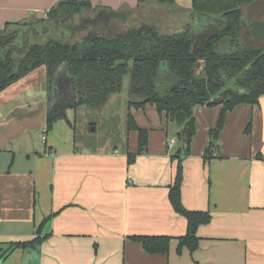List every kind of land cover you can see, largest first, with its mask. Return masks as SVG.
I'll return each instance as SVG.
<instances>
[{
  "label": "crops",
  "instance_id": "1",
  "mask_svg": "<svg viewBox=\"0 0 264 264\" xmlns=\"http://www.w3.org/2000/svg\"><path fill=\"white\" fill-rule=\"evenodd\" d=\"M62 1L0 0V32L8 23L28 28L50 21L49 12ZM104 1L90 0L93 8L110 11L134 10L139 3ZM192 5L176 0V12L192 14ZM65 88L71 90L66 70L50 85L43 66L0 93V264H264V98L227 114L219 149L207 162L219 111L198 125L183 162L182 201L190 211L209 212L212 222L199 227L196 251L179 253L188 222L169 201L179 128L171 125L177 142L169 150L166 118L159 115L157 127L155 118L142 119L141 109L132 108L139 127L150 131L148 149L133 164L127 152H138V134L127 128L123 145L81 148L71 122L76 110L47 132V116L65 102ZM45 220L43 243L9 251L11 243L37 237ZM136 236L173 240L168 254L150 255L131 239Z\"/></svg>",
  "mask_w": 264,
  "mask_h": 264
},
{
  "label": "trees",
  "instance_id": "2",
  "mask_svg": "<svg viewBox=\"0 0 264 264\" xmlns=\"http://www.w3.org/2000/svg\"><path fill=\"white\" fill-rule=\"evenodd\" d=\"M141 5H176V0H139ZM58 22L69 24L86 7L60 3ZM193 15L206 18L199 30L187 24L180 32L168 33L150 23H137L112 36L94 32L82 40L64 36L68 32L57 30L49 43H33L24 55H14L5 60L0 50V93L45 66L49 84L57 72L64 68L71 80V90L82 92L83 98L57 104L47 116V132L62 120L67 121V111L81 106L100 107L108 103L113 94L121 93L124 80L130 76L126 128L137 132L138 152H127L128 163L148 149L150 131L139 127L131 109L154 106L165 117L168 127L179 128V147L172 156L177 162L176 177L170 186L169 201L174 211L186 218L188 232L179 238L181 253L186 247L194 252L199 247L197 232L200 226L209 225V212L190 211L182 201L184 159L190 156L197 133L195 110L198 106H220L217 126L210 130V143L205 151V162L217 149L227 114L239 105H256L264 98V42L254 40L249 29L243 26L254 20L264 21V0H193ZM36 26L43 31L51 29L50 21L39 20ZM43 28H42V27ZM27 25L8 23L0 36L12 31H24ZM39 40L43 42V34ZM250 126L247 129L249 132ZM1 151V149H0ZM261 157V156H260ZM11 243L13 249H35L41 238ZM146 253L165 255L170 251L173 238L169 236H136Z\"/></svg>",
  "mask_w": 264,
  "mask_h": 264
},
{
  "label": "rangeland",
  "instance_id": "3",
  "mask_svg": "<svg viewBox=\"0 0 264 264\" xmlns=\"http://www.w3.org/2000/svg\"><path fill=\"white\" fill-rule=\"evenodd\" d=\"M105 1L107 5L110 0ZM113 2L118 4L119 0H114ZM138 4L134 9L135 12L129 14L127 20H116V22H113L110 30L108 27H105L107 30L102 28L105 32L104 34L107 36H112L120 31L128 29L132 25L143 22L156 25L161 30H164L168 33L180 32L184 29V27H186L187 24H194L193 13L187 14V11H185V13L176 12V5L167 6L151 3L148 4V6L140 7ZM107 7H103V10L108 9ZM64 36H66V39H69L71 35L66 32ZM71 37L77 40H82L84 38L83 35L82 37L81 35L76 37L72 35ZM129 84L130 76H127L124 80L123 91L121 93L113 94L110 97L108 103L100 107L81 106L76 110V118L75 114L72 115L71 122L73 125L76 124V136L78 145H80L81 148L90 150L99 146H104L106 144H110V148L113 146L123 145V142L127 137L126 120L130 102ZM221 109L222 108L220 106L213 108L198 106L195 110L197 128L201 121L203 124V121L209 118L211 114H215L217 110L219 111L217 119H219ZM140 113L142 119L152 121V117L155 118V120L158 122L157 127L160 126V116L154 106L147 105L144 109H141ZM64 126L66 134V130L69 128V126ZM173 127H169L170 140L173 138L171 135H174L175 133ZM93 128L95 130H93ZM51 132L52 131L49 133ZM65 134H57L59 135L58 139H65ZM2 156L3 157H1V160H4L6 158L4 156L6 155ZM0 164H2V161Z\"/></svg>",
  "mask_w": 264,
  "mask_h": 264
},
{
  "label": "water",
  "instance_id": "4",
  "mask_svg": "<svg viewBox=\"0 0 264 264\" xmlns=\"http://www.w3.org/2000/svg\"><path fill=\"white\" fill-rule=\"evenodd\" d=\"M62 3L65 4H80V5H86L90 6L91 2L90 0L86 1H80V0H64ZM135 12L134 10H123V11H105L103 10L95 19V21L100 20V16H105L106 20H127V17L129 14ZM48 19L51 22L52 28L49 31H43V42L39 40V27L29 26L25 31L18 32L17 35L8 37L4 41L1 42L0 39V46H8L7 51L5 52V60L7 61L9 56L12 53H15L16 55H24L31 43L38 45V46H45L49 43V37L52 36L57 30L60 28H68L71 31H74V25L69 24L68 26H65L63 24L58 23L59 19V8L56 7L53 10H51L48 14ZM204 19L206 18H200L196 17V23L200 24L202 22H206ZM243 26L245 29H249L251 32V35L253 36L254 40L257 42H264V21L263 20H254L251 23H248L247 19H243ZM20 41V45L14 44V41ZM2 43V44H1ZM79 97L82 98L83 93H78ZM79 98V99H80ZM93 130H95L93 128ZM217 149L219 147L217 146Z\"/></svg>",
  "mask_w": 264,
  "mask_h": 264
},
{
  "label": "flooded vegetation",
  "instance_id": "5",
  "mask_svg": "<svg viewBox=\"0 0 264 264\" xmlns=\"http://www.w3.org/2000/svg\"><path fill=\"white\" fill-rule=\"evenodd\" d=\"M73 5H79V6L86 7V8L83 9L78 15L75 16L74 21L69 23V24H73L74 25V31H71L68 28H60V29L67 30L68 32L70 31L71 36L74 35V37H76V36H80L81 35V37H82V35H83L84 38H85V37H88L90 34H92L94 32H99V33H103L104 34L105 32L103 31L102 28L108 27L109 30H110V27L112 26L113 22H116V20L107 21L106 17L104 15L100 16V20L99 21H95L97 16L103 11V8H97V7L93 8L91 5L90 6L80 5V4H73ZM104 10L105 11H110L108 9H104ZM196 17H197L196 15H194V17H193L194 18L193 19L194 20V29L195 30H199L200 27L203 26L205 22H202L200 24L196 23ZM204 20L206 21V19H204ZM50 24H51V22H50ZM59 24H62V23H59ZM69 24H67V25L63 24V25L68 26ZM26 29H24V31ZM105 30H107V29L105 28ZM18 32H20V31H12L9 34H6L5 36H0L1 42L4 41L5 39H7L8 37L17 35ZM39 38H40V35H39ZM19 42L20 41L16 40V41H14V44L20 45ZM1 49H4V51L6 52L7 49H8V46L4 47V46L1 45L0 46V50ZM14 55H16V54L12 53L9 57L13 58ZM62 69H64V68H62ZM62 69H60L57 72V74ZM70 82H71V80H70ZM78 93H74L72 90H68V89L65 88V91H64V93L62 95V100L65 101V102H70L74 98H76V100H79L80 97H79ZM80 93H82V92H80ZM83 96H84V94H83Z\"/></svg>",
  "mask_w": 264,
  "mask_h": 264
},
{
  "label": "built area",
  "instance_id": "6",
  "mask_svg": "<svg viewBox=\"0 0 264 264\" xmlns=\"http://www.w3.org/2000/svg\"><path fill=\"white\" fill-rule=\"evenodd\" d=\"M46 133H47V132L45 131V132H44V136H43V138H42L44 142L46 141ZM176 142H177V141H176L175 139L170 140V141L168 142V145H167V146H168V149H169V150H172V149L174 148Z\"/></svg>",
  "mask_w": 264,
  "mask_h": 264
}]
</instances>
